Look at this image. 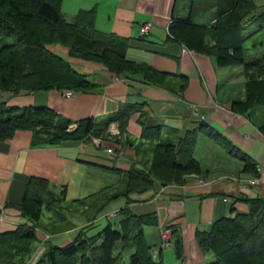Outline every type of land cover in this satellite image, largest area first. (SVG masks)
Instances as JSON below:
<instances>
[{
	"label": "crops",
	"instance_id": "1",
	"mask_svg": "<svg viewBox=\"0 0 264 264\" xmlns=\"http://www.w3.org/2000/svg\"><path fill=\"white\" fill-rule=\"evenodd\" d=\"M86 1L87 4L77 8L94 6L96 28L126 37L125 58L148 64L167 73V77L161 85L144 82L137 73L115 79V73L99 62L68 55L66 48L58 43L48 45L49 50L64 58L72 68L85 73L93 86L86 90H71L67 96L56 88L17 93L2 90L0 102L11 106L47 105L66 118L67 123H77L79 119L91 116L96 125L124 104H131V111L122 133L117 121L111 120L104 131L110 126L114 132L103 134L102 131L97 143L87 136L33 144L27 129H16L9 137L0 139V232L11 230L25 220L15 204L20 201L30 175L44 177L54 192L63 189L60 205L66 209L69 204L79 203L82 209H88L85 215L79 214L75 221L70 220V229L63 230L65 235L75 234L82 227H91L101 216L106 219L115 216L117 213H108L117 211L124 199L122 196L105 198L109 189L114 191L116 188L115 183L108 181L112 173L121 176L120 171L131 163L141 167L147 163L141 148L151 141L140 134L138 118L142 111L144 124L159 126L161 140L177 142L188 131L196 130L192 156L199 162V177L187 176L190 179L181 184L155 180L151 188L130 193L131 201L127 207L133 214H154L156 223L144 226L149 227L144 237L154 243L151 254L154 259L160 258L158 264H207L211 255L200 252L194 232L206 229L216 217L245 210L246 204L239 196H264V173L257 174V184H248L246 179L250 173L241 169L243 160L198 130L197 125L200 122L209 124L249 160L256 162L264 159V135L258 129V123L264 120V105H255L243 113L231 110V100L243 97L241 65H217L211 56L170 38L166 24L172 15H187L197 23L209 22L228 0ZM259 1L254 3L260 5L263 0ZM143 21H149V26L146 33L139 35L138 25ZM261 43L264 47V38ZM137 137L146 142L137 144ZM106 147L111 150L106 151ZM116 181V189L122 187V177H117ZM223 196L233 201L223 200ZM90 201L103 202V206L94 213ZM107 204L111 209L103 211ZM65 214L67 216L66 210ZM164 226L169 227L171 233L167 242L158 247L161 242L158 229ZM45 229L37 223L34 226L36 242L26 264H34L41 254L43 237L62 234L61 230L46 229L50 231L46 233ZM173 235L181 238L182 259L173 254ZM51 241L55 240L49 239Z\"/></svg>",
	"mask_w": 264,
	"mask_h": 264
},
{
	"label": "trees",
	"instance_id": "2",
	"mask_svg": "<svg viewBox=\"0 0 264 264\" xmlns=\"http://www.w3.org/2000/svg\"><path fill=\"white\" fill-rule=\"evenodd\" d=\"M59 2L0 0V35L12 38L10 43L0 46V91L17 93L48 88L77 91L92 87L93 82L85 73L76 71L64 58L49 50L48 45L52 43L64 46L68 55L97 61L115 74L137 73L144 82L164 84L167 73L124 57L126 37L94 26V6L79 7L70 18H65L59 10ZM249 25L253 29L246 33ZM166 31L170 38L185 47L211 56L217 65H241L243 97L231 100V110L243 113L255 105H264V51L260 56L245 58L243 45L246 37L258 31H262L264 38V0L260 5L253 0H228L217 9L214 19L206 23L194 22L187 15H172ZM131 107L124 104L97 125L91 116H86L72 129H66L67 119L47 105L11 106L1 101L0 139L9 137L16 129L29 130L33 144L86 138L90 134L100 136L102 131L106 133L104 129L111 120L117 121L122 133ZM139 116L140 134L151 141L141 148L148 164L141 167L131 163L120 171L121 189L105 196L106 199L118 196L124 199L115 218H107L91 235H85V227H82L63 244L48 242L37 261L46 260L48 264L161 263L160 258L152 257L154 243L143 233L145 225H155L154 214L131 213L127 207L131 201L129 194L150 188L153 180L181 183L183 174L197 171V161L191 156L196 130L188 131L177 142L161 140L159 126L144 124L142 111ZM197 129L240 157L242 170L257 175L255 162L224 135L205 122H200ZM258 129L264 135V120L258 123ZM62 198L63 189L52 191L44 177H28L23 195L15 204L25 220L11 230L0 232V264H25L36 241L34 226L42 207L50 214L57 213ZM239 199L245 202V210L216 217L206 229L194 232L200 252L211 255L207 264H264V196L241 195ZM100 203L91 204L94 213L102 208L103 202ZM171 244L174 256L182 259L180 236L173 235ZM125 248L131 251L122 261L119 256Z\"/></svg>",
	"mask_w": 264,
	"mask_h": 264
},
{
	"label": "rangeland",
	"instance_id": "3",
	"mask_svg": "<svg viewBox=\"0 0 264 264\" xmlns=\"http://www.w3.org/2000/svg\"><path fill=\"white\" fill-rule=\"evenodd\" d=\"M254 1L257 2L256 4L261 2L259 0H253V2ZM86 2H87L86 0H60V2H59V10L61 11V13L63 14V16L65 18H70L72 16V13L76 10V8L78 6H83V5L87 4ZM252 29H253V26L249 25V26L246 27L245 32L247 33L249 31H251ZM262 39H263L262 31H258V32L254 33V34H251V35H249L248 37L245 38V40L243 42L245 58H251L252 56H256L257 57V56H260L262 54L261 52L264 51V47H263V45H261L262 44L261 43ZM11 41H12V38L10 36L0 35V46H2L4 44H7V43H10ZM140 141L141 142L144 141L143 143L146 142V140H143L141 137H137L135 139V142L137 144L140 143ZM192 147H193V145H192ZM191 156H192V149H191ZM147 164H148V162L146 163V166H147ZM197 164H198V168H199L200 165H199L198 161H197ZM105 175H106V173H105ZM111 176L112 177L108 181L110 183H113V184L115 183V185H116L115 187L117 188L116 178L117 177H122V175L120 176L118 174L112 173ZM187 176L199 177V169L197 171H193V172H189V173L183 174L184 180L181 183L185 182L186 179H190V177L188 178ZM258 180L259 179H257V181H255L254 183H249V181L246 179V182L248 184L255 185V184L258 183ZM154 181L155 180H153V182ZM153 182H152V185H153ZM169 183L181 184V183H177L175 181H169ZM119 184H121V183L119 182ZM116 188H114L115 189L114 191H118V190L121 189V187H119L118 189H116ZM109 190H111V191L107 194V196L111 195V193L114 192V191H112V189H109ZM118 199H121V197H119ZM92 201H93V199H92ZM92 201H90V202L92 203ZM112 201L113 200H111L109 202H112ZM68 207H69V209H66V207L61 206L57 213H51V214H50L49 211H47L45 208L42 207L41 212H40L39 217H38L37 224L40 225V227H43V228H46V229H50L52 232L53 231H57V230H59V231L61 230V233H62L61 235H55V236H54V234H52L50 236L48 234L47 237H45V238L43 237V239H42L43 249L46 247V244L49 242V239H54L55 241H51V242H53L55 244H63L64 242L70 240L74 236V235L72 236V234H74V232H72L70 235L68 233L65 235V231H68V229H70V226H71L70 220L75 221L76 218L79 217V214H84L85 215V212H86L87 208L86 209H82V205L80 203H79V205L78 204H75V205L74 204H71V205L69 204ZM76 208H78L79 210H76ZM110 209H111V207H108V204H107L104 207L103 211H108ZM65 210L67 211V216L65 214ZM80 210H84V211L80 212ZM87 212H88V209H87ZM112 212L117 213V211L114 210V211L109 212L108 215H111ZM73 215H75V216H73ZM49 216H51V218L47 219V217H49ZM115 216L109 217L108 219H110V220L114 219ZM68 217H69V220H68ZM70 217L72 219H70ZM45 221H46V223H45ZM95 221H96V223H94L91 227H88V228L84 229L83 232H84L85 235L97 232V230L100 229V227L103 226V224H105L106 218L104 216H101L100 218L96 219ZM148 228L149 227H147V228L144 227V229H145V230H143L144 236L147 234L146 230ZM63 230H65V231H63ZM47 232H50V231L46 230V233ZM33 245H35V243ZM32 250H33V248H32ZM115 250H113V252ZM130 251L131 250L128 249V248L122 249L121 250V255L119 256V259L122 260V261H125L127 259L128 254L130 253ZM31 254H32V252H30L29 256ZM38 259H39V257L37 258V260ZM27 260H26V262H27ZM37 260L34 262V264H48V262L46 260H42L43 262L37 261ZM26 262H25V264H26ZM39 262H41V263H39Z\"/></svg>",
	"mask_w": 264,
	"mask_h": 264
},
{
	"label": "built area",
	"instance_id": "4",
	"mask_svg": "<svg viewBox=\"0 0 264 264\" xmlns=\"http://www.w3.org/2000/svg\"><path fill=\"white\" fill-rule=\"evenodd\" d=\"M149 26V21H143L141 22L139 25H138V32L139 34H144L146 33L147 31V28ZM115 79H123L122 76H114ZM70 93V91L68 89H64L62 90V94L67 96L68 94ZM189 106L192 108L193 112H195V107L192 103L189 104ZM74 127V123H70L67 125L66 129H72ZM108 131H111V132H114L112 127H108ZM92 141H94L95 143H97L99 141V138L98 137H91ZM106 151H110V147H106L105 148ZM254 169L256 171V173H264V159L262 160H259V161H256L254 163ZM258 177L257 175L255 176H249L247 178V180L249 181V183H254L255 181H257ZM203 182H207V180L203 179ZM224 200H227L226 197H223ZM159 237L161 239V244H165L167 241V237L169 236V232H170V229L166 226L164 227H161L159 229Z\"/></svg>",
	"mask_w": 264,
	"mask_h": 264
}]
</instances>
